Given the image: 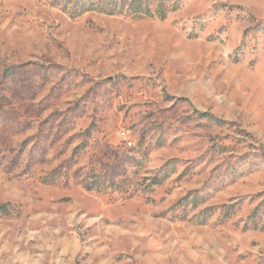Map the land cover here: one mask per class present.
<instances>
[{"label":"rangeland","instance_id":"1","mask_svg":"<svg viewBox=\"0 0 264 264\" xmlns=\"http://www.w3.org/2000/svg\"><path fill=\"white\" fill-rule=\"evenodd\" d=\"M171 1L0 0V264H264V0Z\"/></svg>","mask_w":264,"mask_h":264},{"label":"trees","instance_id":"2","mask_svg":"<svg viewBox=\"0 0 264 264\" xmlns=\"http://www.w3.org/2000/svg\"><path fill=\"white\" fill-rule=\"evenodd\" d=\"M51 4L60 7L72 17H79L89 11L107 14L129 13L136 16H157L161 19L179 8L171 0H52ZM256 210L253 215H256Z\"/></svg>","mask_w":264,"mask_h":264},{"label":"built area","instance_id":"3","mask_svg":"<svg viewBox=\"0 0 264 264\" xmlns=\"http://www.w3.org/2000/svg\"><path fill=\"white\" fill-rule=\"evenodd\" d=\"M122 135H123V138L126 139V140H129L128 139V136L125 132H122ZM128 144L131 146L132 145V142L131 141H128Z\"/></svg>","mask_w":264,"mask_h":264}]
</instances>
